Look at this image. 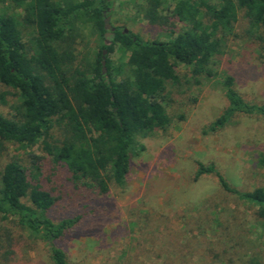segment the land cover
<instances>
[{
    "label": "rangeland",
    "instance_id": "1",
    "mask_svg": "<svg viewBox=\"0 0 264 264\" xmlns=\"http://www.w3.org/2000/svg\"><path fill=\"white\" fill-rule=\"evenodd\" d=\"M221 1L210 0L216 5ZM173 6L169 2L161 11L163 26H152L143 15L147 0H112L108 24L143 41H165L186 28L171 17ZM0 9L21 13L8 4H0ZM74 28V66L91 70L102 40L88 24L75 22ZM33 35L31 29H23L28 45ZM259 35L264 38L262 32L250 30L240 12L224 35L213 77H195L190 68L177 66L179 82L167 83L163 94L170 126L136 138L124 184L110 185L106 195L76 191L41 141L31 148L5 143L0 149V172L12 158L25 166L28 153L43 158L42 171L52 181L48 189L58 199L49 212L54 222L82 217L58 242L69 264L264 263V220L258 208L225 192L213 174L196 179L197 164L202 163L214 165L239 192L264 188V166L259 162L264 156L263 119L235 116L223 129L206 132L227 107L220 83L225 74L234 77L235 89L245 101L264 105V41ZM109 59L113 68L127 71V55L117 47ZM19 107L16 93L0 83V114L15 118ZM59 140L61 133L55 129L49 142ZM0 230L12 243L10 258H1L4 248L0 264H52L49 248L18 228L15 220L0 218Z\"/></svg>",
    "mask_w": 264,
    "mask_h": 264
},
{
    "label": "trees",
    "instance_id": "2",
    "mask_svg": "<svg viewBox=\"0 0 264 264\" xmlns=\"http://www.w3.org/2000/svg\"><path fill=\"white\" fill-rule=\"evenodd\" d=\"M169 2L174 3L171 17L185 25L183 31L171 33L165 41H143L116 29L106 45L104 18L109 17L112 0H0L21 11L0 9V83L20 101L17 117L0 114V149L5 143L31 148L41 141L76 191L106 195L110 185L122 186L136 138L170 126L163 94L167 83L179 82L177 66L190 68L195 77H213L224 35L240 12L250 30L264 34V0H222L217 5L210 0H147L143 15L150 25L165 24L161 11ZM75 22L92 26L102 40L91 70L74 66ZM23 29L34 34L30 45L24 41ZM258 38L264 41L261 35ZM115 47L127 55L126 72L112 67L109 55ZM261 50L264 62V46ZM234 82L229 74L220 78L227 107L206 132L223 129L235 116L264 120V105L245 101ZM55 129L61 140L52 143ZM27 157L28 166L12 158L0 172V218L15 220L18 228L45 244L52 264H69L58 242L82 217L51 219L49 212L58 202L48 189L52 181L42 171V157L33 153ZM259 162L264 166V156ZM206 174L215 175L225 192L254 204L264 220V188L239 192L214 165L198 163L196 179ZM11 246L7 235L0 233L5 261L11 256Z\"/></svg>",
    "mask_w": 264,
    "mask_h": 264
},
{
    "label": "water",
    "instance_id": "3",
    "mask_svg": "<svg viewBox=\"0 0 264 264\" xmlns=\"http://www.w3.org/2000/svg\"><path fill=\"white\" fill-rule=\"evenodd\" d=\"M109 21V17H105L104 18V29L107 31L105 33V37H108V35H110V33H113L114 29L110 27V25L108 24ZM124 33H127L126 30H124ZM110 41H106V45L109 44ZM106 51L104 50L102 53V65H104V57H105ZM105 71V70H104Z\"/></svg>",
    "mask_w": 264,
    "mask_h": 264
},
{
    "label": "flooded vegetation",
    "instance_id": "4",
    "mask_svg": "<svg viewBox=\"0 0 264 264\" xmlns=\"http://www.w3.org/2000/svg\"><path fill=\"white\" fill-rule=\"evenodd\" d=\"M114 29V28H113ZM114 31H115V29H114ZM114 31H113V33H114ZM113 33H110V35H112Z\"/></svg>",
    "mask_w": 264,
    "mask_h": 264
}]
</instances>
